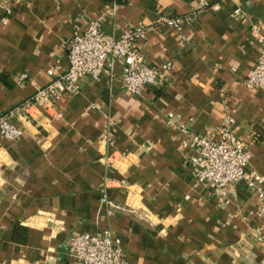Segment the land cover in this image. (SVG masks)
I'll use <instances>...</instances> for the list:
<instances>
[{
    "label": "crops",
    "instance_id": "obj_1",
    "mask_svg": "<svg viewBox=\"0 0 264 264\" xmlns=\"http://www.w3.org/2000/svg\"><path fill=\"white\" fill-rule=\"evenodd\" d=\"M164 15L185 21L158 24ZM8 18L0 116L15 111L23 135L0 137V264H72L70 239L104 232L127 264H264L257 194L239 182L220 203L197 182L196 151L178 127L218 139L231 119L264 175V88L243 84L259 56L252 28L264 30V0H20ZM94 20L117 39L151 27L140 50L150 68L172 64L167 87L126 93L117 61L75 94L25 109L68 69V42Z\"/></svg>",
    "mask_w": 264,
    "mask_h": 264
},
{
    "label": "built area",
    "instance_id": "obj_2",
    "mask_svg": "<svg viewBox=\"0 0 264 264\" xmlns=\"http://www.w3.org/2000/svg\"><path fill=\"white\" fill-rule=\"evenodd\" d=\"M19 1L0 0V24L9 23L11 5ZM184 21L180 17L164 15L159 18L158 24L180 29ZM151 29L143 25L130 26L117 39L102 33L100 20L91 21L83 33L75 35L68 42V69L47 87L38 90L33 102L27 103L25 109L33 103H43L50 97L75 94L83 79L100 80L105 70L113 67L117 61L123 64L121 80L126 93L140 96L148 87L166 88L167 72L172 64L168 62L159 68H150L140 50V44ZM252 33L257 38L260 51L255 66L246 73L243 84L249 90H260L264 88V30L255 26ZM49 73L53 74L51 70ZM21 78L24 79L25 76ZM15 114L12 111L0 116V137L10 142L18 141L23 135V131L13 122ZM167 123L170 127L176 125L174 114L168 115ZM178 127L187 136V145L196 151L191 164L195 169L197 182L213 187L218 201L224 204L229 203L236 185L244 182L248 190L257 194V215L264 217V175L250 168L249 147L235 133L231 119L225 120L218 131V139L190 132L184 124ZM69 254L72 264H127L120 242L109 232L74 235L69 241Z\"/></svg>",
    "mask_w": 264,
    "mask_h": 264
},
{
    "label": "trees",
    "instance_id": "obj_3",
    "mask_svg": "<svg viewBox=\"0 0 264 264\" xmlns=\"http://www.w3.org/2000/svg\"><path fill=\"white\" fill-rule=\"evenodd\" d=\"M105 1L106 3H113V4H116V5H124L127 3V0H103ZM25 230H22V232H24Z\"/></svg>",
    "mask_w": 264,
    "mask_h": 264
}]
</instances>
